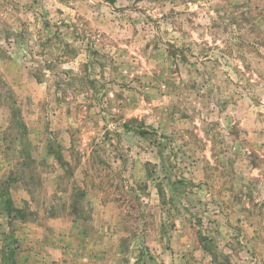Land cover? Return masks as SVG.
<instances>
[{"label":"rangeland","instance_id":"1","mask_svg":"<svg viewBox=\"0 0 264 264\" xmlns=\"http://www.w3.org/2000/svg\"><path fill=\"white\" fill-rule=\"evenodd\" d=\"M0 264H264V0H0Z\"/></svg>","mask_w":264,"mask_h":264}]
</instances>
